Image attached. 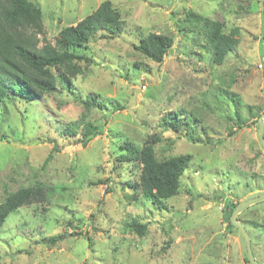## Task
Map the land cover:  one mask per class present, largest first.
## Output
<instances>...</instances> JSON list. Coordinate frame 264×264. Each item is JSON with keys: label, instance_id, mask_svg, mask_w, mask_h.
Wrapping results in <instances>:
<instances>
[{"label": "rangeland", "instance_id": "obj_1", "mask_svg": "<svg viewBox=\"0 0 264 264\" xmlns=\"http://www.w3.org/2000/svg\"><path fill=\"white\" fill-rule=\"evenodd\" d=\"M32 1L43 11L46 39L55 43L62 29L106 0ZM109 1L125 30L75 50L91 62L79 63L82 72L71 85L59 84L44 98L0 103V202L21 187L49 189L43 206L20 209L0 228V264H249L225 207L264 193L256 123L264 113L263 1ZM202 19L226 33L239 31L238 46L221 65L212 61ZM151 33L174 39L160 64L134 49ZM90 95L98 107L89 120L103 132L83 146L81 136L61 132L81 120ZM175 112L191 120L194 136L206 144L166 130ZM153 135L162 139L158 157L193 158L164 208L140 196L131 201L124 184L137 181V168L117 158L120 139L143 146ZM238 219L264 264V200ZM134 220L147 225L145 235L129 227Z\"/></svg>", "mask_w": 264, "mask_h": 264}, {"label": "trees", "instance_id": "obj_2", "mask_svg": "<svg viewBox=\"0 0 264 264\" xmlns=\"http://www.w3.org/2000/svg\"><path fill=\"white\" fill-rule=\"evenodd\" d=\"M202 20L212 47V61L221 65L226 56L238 46L239 31L235 29L226 33L222 24ZM124 30L125 22L120 12L111 1L106 0L76 25L62 29L55 43H51L46 39L43 11L39 5L32 0H0V103L18 97L28 101L44 98L57 91L59 84L71 85L72 79L82 72L79 63L91 62L87 56L75 50L86 48L98 35L112 39L121 36ZM173 45L174 39L171 36L151 33L141 38L134 49L145 59L160 64ZM136 66L139 68L140 64ZM82 103L85 113L81 120L67 125L61 134L68 137L81 136L80 141L86 146L103 131L100 125L89 120L90 113L98 107L95 96H88ZM183 116L182 112L170 114L164 123L166 130L179 132L182 138L192 144L205 143L194 136L191 120ZM81 123L83 126L80 127ZM237 128H242V124L237 123ZM161 142L162 139L156 135L151 136L143 146L129 140H119L117 146L120 152L117 158L132 163L138 173L136 182L124 184V188L133 192L131 201L138 200L140 196L153 206L164 208L165 201L178 195L182 178L193 158L189 154L160 158L156 145ZM48 200L49 189L42 184L21 187L0 202V228L20 209L43 206ZM239 204L229 201L225 207V221L232 228L235 227L230 222V216ZM129 227L139 235H145L147 229L146 224L135 220Z\"/></svg>", "mask_w": 264, "mask_h": 264}, {"label": "water", "instance_id": "obj_3", "mask_svg": "<svg viewBox=\"0 0 264 264\" xmlns=\"http://www.w3.org/2000/svg\"><path fill=\"white\" fill-rule=\"evenodd\" d=\"M263 5H264V0ZM258 128H259V143L262 149L264 150V113L260 116L258 119ZM264 200V193L261 195L250 198L242 203L239 204V206L233 210L231 216H230V222L231 224L238 229L244 247L246 252V258L249 264H260L259 261L255 258V255L253 253L252 249V242L249 232L247 231L246 227L242 222L239 221L238 217L239 215L244 212L247 208L251 207L252 205L261 202Z\"/></svg>", "mask_w": 264, "mask_h": 264}]
</instances>
